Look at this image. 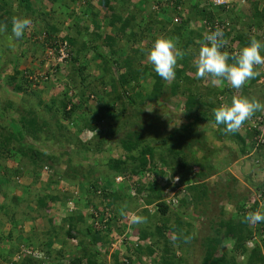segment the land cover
Wrapping results in <instances>:
<instances>
[{
  "label": "rangeland",
  "instance_id": "374dc122",
  "mask_svg": "<svg viewBox=\"0 0 264 264\" xmlns=\"http://www.w3.org/2000/svg\"><path fill=\"white\" fill-rule=\"evenodd\" d=\"M138 1H114L116 15L126 19L135 14V17L132 16L134 26L115 35L113 28L120 30L122 22L113 27L108 23L111 12L103 6V0H79L76 3L70 0H33L31 10H27L21 0H2V13H5L7 22H0V25H6V30L0 31V111L4 112H0V132L4 128L11 129V123L22 127L28 125L22 118L27 121L34 119L36 132L26 136L22 143L23 152L16 151L21 146L14 143L13 147L17 149L9 154L2 153L5 155L0 157V236L3 237L0 241V264L20 261V254L16 255L18 249L22 253L32 250L27 251L26 248L29 238L37 247L42 244L44 250L51 242L55 246L52 252L58 255L59 249L65 246L62 247L61 241L55 236L50 237L48 232L55 227L64 237L63 231L67 228L64 219L71 214V207L75 210L73 216L79 213L85 216L86 222L79 224V230L86 233V227L94 222L95 227L107 234V243L97 245L101 252L99 259L104 264H114L115 254L121 264H161L163 258L170 256L174 264H208L207 243L217 238L219 220L237 218L239 212L244 213L243 209H239L242 202L250 210L248 198L258 200L260 192L256 186L264 183V151L257 150L260 145L256 144L253 125L264 117V111L256 112L244 122L238 131L244 139L241 142L231 136L220 138L213 124L194 123L197 110L192 109L189 117L185 107L187 97L182 95L187 83L180 82L179 94L172 95L171 85L175 77L166 81V91L152 100H149L153 86L151 78L141 79L139 87L136 81L127 86L134 103L125 97L115 102L112 100L115 95L113 80L117 82L118 69L113 66L110 72L104 73L102 59L93 49L95 44H101L95 33L117 37L119 53L113 55L114 60L118 58L122 62L132 57L136 69L137 63H141L139 68L149 70L152 65L147 55L140 60L133 50L149 49L152 43L145 38H158L164 34L154 24H150L149 34H141L142 29L137 28V21L141 18L137 15ZM155 1L147 0V5L161 20L172 17L175 3L168 5L170 15L167 16L155 11L158 10L154 8ZM257 1L264 5V0ZM205 5L207 3L202 1L201 6ZM238 10L242 21L235 29L242 27L246 34L257 35L258 39L264 40V28L258 29L254 24L251 3L243 4ZM142 16L147 17V12L144 11ZM14 17H27L31 24L23 37L12 39L15 46L10 47L9 26ZM50 25L57 28L54 37L58 43L55 45L53 40L48 39L47 26ZM132 32L142 36V41L137 43ZM66 35L77 38L74 48L65 41ZM235 35L236 31L226 41L228 49H240L238 41L231 43ZM92 38L97 40L91 43ZM84 42L89 48L78 53ZM199 47H194L193 52H199ZM60 49L63 50L61 54ZM102 50L111 55L107 47ZM193 56H188L192 63L188 73L196 79L194 61L198 56ZM72 57H77L78 61L73 63ZM16 69L20 71L17 82L25 86L22 92L14 90L15 83H9ZM124 71L122 69L119 73ZM259 75L258 82L251 84L250 80L241 89H233L226 82L232 92L225 91V94L219 93L213 98H208V93L223 90V84H213L211 77L200 78L201 81L197 82L198 99L221 105L230 102L235 94L264 102V66H259ZM82 91L86 92L85 101L80 97ZM119 91L122 92V89L119 88ZM63 100L70 101L67 110L75 109L71 118L64 116ZM106 106L109 109H105ZM87 126H95V129ZM257 126L264 130V124ZM261 136L259 140L262 141ZM146 146L155 150L147 169L155 166L159 172L153 174L147 171L145 175H137L133 173L137 158ZM173 146L182 148L184 156L190 155L200 164L211 160L213 171L204 183L208 188L206 196H197L198 190L189 191L187 166L171 164L173 153L168 152ZM34 150L42 154L41 159L34 158L38 166L32 162ZM168 154L170 156L167 157ZM162 156L167 157L169 164L162 162ZM147 158L150 159V156L147 155ZM191 161L192 158H189ZM200 169V165L192 166L194 172ZM137 182L145 185L144 191L137 186ZM105 192H117L120 197L113 201L111 197H106ZM149 193L156 194L159 200L146 205L142 198ZM193 193L197 198L193 197ZM170 198L171 202L176 200L179 207L171 204L173 208L163 216L158 202H166ZM40 199H45V205L39 203ZM105 213L110 214L111 222H104ZM135 215L143 217L144 222L134 223L132 217ZM107 224L109 228L105 227ZM142 230L156 235L142 239L139 237ZM82 238L78 236L74 240L66 239V242L73 241L71 249L74 251L75 244ZM224 240L222 249L229 250V254L234 256L232 243ZM89 245L84 243L82 247L90 249ZM247 246L252 248V243ZM151 247L154 252L149 254L147 249ZM165 249L170 252L166 253ZM9 251L15 252L16 256L7 253ZM236 258L241 264L243 258ZM83 261L86 264L85 258Z\"/></svg>",
  "mask_w": 264,
  "mask_h": 264
},
{
  "label": "trees",
  "instance_id": "16d2710c",
  "mask_svg": "<svg viewBox=\"0 0 264 264\" xmlns=\"http://www.w3.org/2000/svg\"><path fill=\"white\" fill-rule=\"evenodd\" d=\"M32 1L33 0H21V2L23 3V5L25 6L27 10L32 9ZM70 1L72 3H76L79 0H70ZM114 1L115 0H103V6L109 12H111V18L109 19L108 23H110L112 27L113 25H116L117 22H122L120 30L118 29L116 30L115 28H113V31L115 30L114 31L115 35H120L121 31H125L128 29V27L134 26L132 22L133 21L132 16L135 17V14L127 17L126 19H123L122 16L116 15L115 10L117 9V6L114 5ZM116 1L118 2L121 1L122 3L125 2V0H116ZM1 3H2V0H0V22L6 23L7 20H5L6 19L5 13H2L4 9ZM148 3L149 2H147V0H139L137 3V12H138L137 15L141 17L140 20L137 21V28L139 27L140 29H142L141 34H145L148 31L150 32V29L152 27V26L150 27V24H154L156 27H158L157 30H159L160 28V33H164L163 36H171V37L176 38L179 47L184 52V57L178 60V64L176 67L175 80H173L172 85H171L172 95L174 96L178 95L179 90L181 89L180 82H186L187 85L183 89L182 95L187 97L186 102H185V107L187 109V115L190 117L191 116L190 111H192V109L197 110L195 111L196 115H195L194 123L207 122V123L213 124L217 127V135L220 138L231 136L236 141L237 139H239L241 142L244 141V139L238 134V132L226 133L223 130L225 127L224 125L217 126L215 124L214 109L220 106L219 102H216V103L215 101L201 102L198 99L199 90H198L197 82L201 81V79L203 78L196 76L195 77L196 79H194L191 76H189V73H188V69L190 65L192 64L188 56L190 55L192 57H194L193 55L198 56V52H193L194 47L198 48L200 44L202 45L203 43H205L204 36L208 35V32H206V29L203 28V24H202L203 20H205L206 22H219L221 25L226 26L222 30V38L225 41L229 39V37L234 31H236V35L233 39H231V43L238 41V45L240 48L243 47L249 41V38L251 36H254V35L246 34L241 26H240L241 27L240 29H235L236 25L241 24V21H242L241 14L235 15V12L236 10L240 9V6H242L243 4L237 2L235 6L236 8L234 9L233 7L231 8V6L234 3H232L229 6L211 7L210 4L201 6L202 5L201 0H176L174 8H173V12H172L173 13L172 17L170 16L169 19H166L165 17L166 20L165 19L161 20L160 17L157 16V13L153 12L149 8L150 5H147ZM250 3L254 11L253 13L254 24L258 27V29H263L264 27V7L260 9L259 8L260 2L257 0H252ZM168 5L169 4H166V3L164 4L163 0H156L154 8L158 9V10H155L158 13H161L164 15L167 14V16H169L170 9L168 8ZM186 7L188 8V11L185 9ZM144 11L147 12V17L145 18L144 16H142ZM146 18L147 20L145 21ZM143 21H145L144 24H143ZM227 22H229V26L225 25ZM198 25H201V29L198 28ZM47 29H48L47 30L48 39L53 40V43H52L53 45H55V43L57 44L58 40L56 37H54V35L57 33L56 26L50 25V26H47ZM85 30L88 31V28H85ZM95 34H96V38L98 39L99 42H101V44L99 43L95 44L93 46V49L95 50L96 54L102 59V63H103L102 68H103L104 73L110 72L113 66H116V68L118 69L117 82L113 80V86H114L113 88H114L115 95L112 100L114 102L122 100L123 97H125L130 103H134L133 98H131V96L129 95L127 86L131 84L132 82L136 81L137 83L136 85L137 87H139L141 86L140 80L143 78L145 79L151 78L153 81L152 82L153 86L151 90L152 93L149 96V100H152L153 97L157 98L158 96L163 94L164 91H166L167 89L166 81L160 78L153 71V68L151 70L147 69L146 67L139 68V65H141V63H137V69H136L134 67V61L132 57H127L123 59L122 62H119L118 58L117 60H114L112 58L113 55L117 56L119 53V50L116 48V46L118 45V39L116 36H113L112 34L107 35L105 33H95ZM131 35L132 37H134L137 43L142 41V36H140L139 34L132 32ZM154 35L157 36L156 33H154ZM160 36L161 34L159 35V37ZM255 36L259 38V36L257 35ZM64 38H65V41H67L70 44V46L73 48L76 46L78 42L77 38L72 35H66ZM97 39L92 38L90 39V42L93 43V41L95 42ZM145 39H149L151 43L153 44L156 38L152 39L149 36H147ZM103 47H107L108 51L111 53L110 56H108L107 54L103 52L102 50ZM88 48H89L88 44L84 42L82 44V47L78 49L77 52L81 53V49L87 50ZM147 50L148 48H142V49L138 48L137 50H133V51L135 54H137V56L140 57V60H141V59H144V57L146 56ZM225 50H227L229 53L234 52V50L228 49L227 45H225ZM72 61L73 63H75L78 61V58L72 57ZM122 69H124L125 71L123 73H119V71ZM82 71L83 69L80 68V72ZM19 74H20V71L16 69L15 73L9 78L10 84L15 83L14 90L16 92H22L25 89V86L23 83L17 82L18 80L17 77ZM259 80H260V75L259 76L257 75L254 79H252L251 84H255ZM102 81H103V78H102ZM193 83L195 87L192 86ZM222 84H223V90L220 89V91L218 92L210 91L208 93V98L209 96L213 98L214 95H216L215 97H217L219 93L225 94V91H228V93L232 92L229 86H227L226 82H223ZM119 88L122 89V92L119 91ZM85 95H86V92L82 91L80 97L82 98L83 101L86 100ZM260 101L262 102V100ZM69 102L65 100L62 101L64 116L66 118H71L73 112H75L74 108L71 110H67ZM105 109H109V107L106 106ZM0 112L4 113L3 110H1ZM22 121H26L29 124L22 127L21 125L17 123L16 124L11 123V126H12L11 129L4 128L5 126L1 127L4 129H2L3 132H0V157L5 155L2 153L9 154L13 150H16L17 148L14 149L13 147L14 143L19 144L21 146L16 151L23 152L24 145L22 143H24L26 136L31 135V132H36L34 119L33 120L29 119V121H27L26 119L22 118ZM87 127L90 129H95V126H87ZM6 132L8 133L7 134L8 136H6ZM254 132H256L254 135L256 137L255 141H257L256 144L260 145L257 148V150L260 148L264 151V136H263L262 141L259 140V136L261 135L262 129L258 127L254 130ZM252 140H253V143H255L254 137ZM242 150L246 151V149L244 150V148ZM154 151L155 150L151 148L150 146H146L145 148L141 150V152L139 153L140 156L137 158V166L135 168L136 170L134 171L132 170L133 173L137 175L138 174L145 175L147 171H151V173L153 174H156L159 172L155 170V166H153L150 169H147V166L150 164V161L154 155ZM168 153L169 154L173 153V162L171 164L173 165L177 164L180 167L187 166L189 170L188 175L190 176V180H188L189 181L188 183L190 184L189 186L191 187L189 188V191L191 190L193 192L195 190H198L199 194L197 196L199 197L206 196L208 194V188L204 183L209 173L213 171V165L211 163V160H209L208 163L200 164V162H198V159H195L194 157L190 155H186V154L184 156V152L182 148H178L176 146L171 147ZM169 154L167 155V157L170 156ZM33 155L34 157L32 158V162L34 163V165L36 163L38 166V161L37 159H34V158L41 159L42 154L39 151L34 150ZM147 155L150 156V159L147 158ZM164 157L162 156V162L164 164H169V162H167V159H166L167 157L165 158ZM189 158L190 159L192 158L191 162H189ZM196 165H200L202 169L194 172L192 171V166H196ZM137 186L139 188H142L143 191L145 190L144 184L140 185L139 182H137ZM256 187H257L256 189L260 192V195L258 197V200L256 198V200L251 201L250 198H248L251 204L249 206L250 210L246 209L245 207L246 203L242 202L243 205L242 206L239 205V209L240 211H242L243 209L244 213L239 212L237 214V218L235 219L232 218V219L227 220V219L221 218L219 220V227L216 228L217 238L213 240H208V243H207L206 261L208 262V264H240L236 258L237 256L243 258V260L241 261V264H264V252L262 250L263 249L262 247H264V222L250 223V222H246L244 219L248 213L259 209L260 203L263 204V205L261 204L260 210L264 211V183H260ZM150 189L151 188H149V190ZM153 191L154 190H152V192ZM97 193L100 194L99 191H97ZM105 195L106 197L108 196L111 197L113 201H115L117 198L120 197V194H118L117 192H110V193L105 192ZM197 196L196 194L193 193L194 198H197ZM142 199L144 200V203L146 205H151L154 202H157L156 200H159L156 194H153V193H149L147 196L143 197ZM44 201L45 199L44 200L40 199L39 203L42 205H45ZM158 207H159V212L163 216H166V214L169 211H171V208H173L171 204L165 201L158 202ZM74 211L75 210L70 211L71 214H69V217L64 219V222H67V228L66 230L63 231L64 233V237L62 236L63 238L61 237L62 235L61 232L59 233L58 232L59 230H57L55 227H53V229L50 232H48L50 237L52 236V238H54L55 236L57 237V240L61 241V243L63 244L62 247L65 246L64 249L60 248L59 251L57 250L59 252L58 255L54 254L55 251L52 252L55 246H52L53 244L51 242L46 244L48 249L44 250L42 248L43 246L42 244H41V247H37L36 245H34L35 242L33 241V239L29 238L30 241H28L26 248H27V251L29 249H32V250L28 251L27 253L26 252L22 253L23 251L21 249H18L17 254L15 252L13 253V251L7 252L11 255L20 254L19 256L20 261L14 263L13 262L14 260H13L8 263L9 264H84L83 259L85 258L86 264H104V261L99 259L101 252L97 249V245L107 243V240H108L107 234H105L100 229L95 227L94 222H92L91 225L89 224L86 227V231H85L86 233H84L82 230H79L78 229L79 224L80 223L85 224L86 219H85V216L81 213L73 216L72 213H74ZM178 223L179 225H182L180 222ZM159 230L161 231V229H158V231ZM73 231H75L76 233L73 234ZM155 235L156 234L153 232L148 233L147 231L142 230L139 237H141L142 239H146L148 237H155ZM78 236L79 237L81 236L83 238L79 241L78 244H75V248L73 251L71 249V243H73V241L71 240L78 238ZM88 236H91L90 238L91 240L88 238ZM224 238L225 240H228L232 243L231 250L234 251V253L236 254V257H235V254L234 256H231L228 252L229 250L222 249ZM66 239H71L70 240L71 242L69 243L66 242ZM0 241H3V237L1 236H0ZM249 242L250 244L252 243V248H249L247 246ZM84 243L90 244L89 245L90 249L88 248V246H84L83 248L82 245ZM147 250L149 254L154 252V249H152V247L148 248ZM81 251H82V254H79ZM165 251L166 253L170 252L169 249H165ZM114 260H115L114 264H121L116 254L114 256ZM65 262H68V263H65ZM161 264H174L172 260V256H170L169 258L168 257L163 258Z\"/></svg>",
  "mask_w": 264,
  "mask_h": 264
},
{
  "label": "clouds",
  "instance_id": "9594fccd",
  "mask_svg": "<svg viewBox=\"0 0 264 264\" xmlns=\"http://www.w3.org/2000/svg\"><path fill=\"white\" fill-rule=\"evenodd\" d=\"M30 24L31 21L27 17L12 19L10 47L15 46L12 39L23 37ZM5 30L6 25H0V31ZM204 40L205 43L201 45L198 57L194 61L196 74L205 79L211 77L213 84L227 82L231 88L241 89L259 75V66H264V40L256 36H251L243 47L232 53L225 50L227 42L222 38L220 29L206 35ZM146 55L153 71L164 81H171L176 75L178 60L184 57V52L176 38L160 36L154 40ZM258 111H264V102L247 95L234 94L230 102L223 103L214 109L215 124L224 125L223 130L226 133H236L244 122ZM244 219L250 223L264 222V211L257 209L248 213ZM132 221L141 224L144 218L135 215Z\"/></svg>",
  "mask_w": 264,
  "mask_h": 264
},
{
  "label": "built area",
  "instance_id": "2783aa9c",
  "mask_svg": "<svg viewBox=\"0 0 264 264\" xmlns=\"http://www.w3.org/2000/svg\"><path fill=\"white\" fill-rule=\"evenodd\" d=\"M176 0H163V3L165 4H174ZM205 2V4L207 3V5L210 4L211 7H220V6H229L231 5L232 2H239V3H242V4H246L252 0H202ZM177 21V20H176ZM225 25H228L229 26V22H227ZM226 26H223L221 25L219 22H206L205 20H203V28L206 29V32H208V34H210L211 32L217 30V29H220L221 31L225 28ZM63 49V48H62ZM60 49V54L61 52H63V50ZM234 51H237L234 49ZM66 54V52H64ZM62 56H66V55H62ZM64 58V57H63ZM61 58V59H63ZM259 122L255 123V125H253L254 129L258 128L259 126H257L258 124L259 125H262L263 124V121H264V117H261L259 118ZM262 136H261V139H263V136H264V130L262 129V132H261ZM173 202H171V198L170 200H167L166 202L167 203H170L172 204L174 207H178V202L176 200H172ZM73 208L71 207V211ZM95 216H99V214H95ZM110 219H111V216L109 213H105V219H104V222L108 223L110 222ZM98 222V221H97ZM109 224H107V228ZM106 253V252H105Z\"/></svg>",
  "mask_w": 264,
  "mask_h": 264
},
{
  "label": "crops",
  "instance_id": "0c3cea01",
  "mask_svg": "<svg viewBox=\"0 0 264 264\" xmlns=\"http://www.w3.org/2000/svg\"><path fill=\"white\" fill-rule=\"evenodd\" d=\"M234 4L231 6V8L233 7L234 9L236 8L235 6H236V4H237V2H233ZM249 5V4H248ZM264 7V5L260 2L259 3V8L261 9V8H263ZM187 11H188V8L186 7L185 8ZM238 11L239 10H236V12H235V15H238ZM241 18H242V14H241ZM248 19V18H247ZM198 28H200L201 29V25H198ZM264 28V27H263Z\"/></svg>",
  "mask_w": 264,
  "mask_h": 264
}]
</instances>
